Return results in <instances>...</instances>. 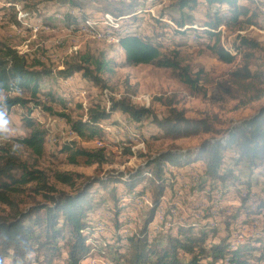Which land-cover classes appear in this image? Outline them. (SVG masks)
Wrapping results in <instances>:
<instances>
[{
	"label": "rangeland",
	"instance_id": "1",
	"mask_svg": "<svg viewBox=\"0 0 264 264\" xmlns=\"http://www.w3.org/2000/svg\"><path fill=\"white\" fill-rule=\"evenodd\" d=\"M177 1L80 0L79 6H72L61 0H0V41L14 46L22 53H27L30 58H39L51 66L55 73L50 77L49 83L42 85V88L52 91L57 98L52 104L54 113L37 109L32 115L36 126L47 130L42 154L19 141L29 136L33 129L24 124L25 109L15 105L9 110L14 127L11 137L0 142V160L3 162L4 156L13 152L26 162L29 168L47 173L49 184L65 191H72L70 185L57 179L56 172H69L76 186L91 177L117 172L130 173L145 165L150 155L174 149L175 146L182 149L197 148L204 140L220 138L233 124L253 115L264 104V95L256 99L258 94L264 92V83L255 78L250 83L249 81L237 83L230 73L244 62V51H238L233 46L237 34L241 33L260 43V48L253 52L251 66L256 74H264L263 17L258 20L263 27L253 25L243 30L225 25L220 27L222 44L234 54L238 52L236 59L232 63H227L220 60L210 49L213 39L198 37L190 29L192 27L202 33L204 22L209 18L208 13L213 12L217 6H209L205 0H198L194 9L185 8V12L191 14L194 20L192 23L187 22L186 28L190 27L188 32L180 34L171 23L173 21L177 24L173 18L181 16ZM257 1L264 12V0ZM66 14L73 16L83 14V18H86L76 26ZM107 15H113L117 20L108 18ZM88 21H91V28L94 30L104 28L97 22H105L106 30L111 36L99 38L82 31L80 24H87ZM112 24L117 26L113 27ZM120 29L130 30L131 34L140 36L159 33L161 36L155 37V40L161 43L162 51L176 56L183 66L189 67L192 76L199 81L197 87L192 88L175 77L171 68L152 64L122 65L117 68L110 80V91L117 95L115 100L126 95L138 106H149L160 117L168 112L165 102L174 100L175 106L184 110L189 118L208 119L213 127L211 132L200 131L175 138L164 134L151 119L140 124L132 121L121 111H115L110 120L101 123L106 131L102 145H99L100 139L85 140L68 130L66 118L61 116V113L72 119L85 118L91 106L96 103L106 106L108 101L104 90L83 78L80 73L64 79L57 71L63 69L65 62L80 59L82 54L95 56L105 51L113 54L118 62L123 60L124 53L117 48V34ZM235 42L238 44V41ZM112 120H115L116 124H111ZM73 142L76 143V147L89 150L104 147L106 160L102 163L89 164V158L85 156L78 157L73 162L71 150H65V147ZM234 156H237L234 150L228 149L225 153V163L234 168L241 176V180L252 181V190L258 197L263 189V175L259 170H252L253 173H250L244 162L234 165ZM194 166L192 169L189 166H187L189 169L185 166L176 168L169 163V168L172 167L173 170L169 171V185L157 213L161 214L165 208L169 210L173 206H179V211L178 208L173 211L175 215L179 212L176 219H171L173 218L171 209L167 215L171 223L176 221L206 223L217 232L214 238L209 237L208 242H217L226 235L230 239L242 224L250 222L254 217L252 215L247 217L245 212H242L237 218H233L234 209L241 203L242 189L244 191L247 188L244 183L225 185L216 181L210 185L201 178L203 170L201 163ZM0 180L9 183L7 177L3 176ZM142 185L140 182L136 191L124 194L121 192L123 185L117 184L121 195L118 201L119 212H116L117 203L106 196L113 184L98 192L96 196L98 205L90 211L93 223L92 240L95 246L82 264H121L116 262L120 253L128 251L129 236L139 232L151 210L152 198L150 197V200L146 194L142 196L137 193ZM22 188L23 193L10 194L13 200L20 202L42 198L41 194L33 189L36 188L35 184L22 185ZM151 188L149 187V193H152ZM217 188L219 193L220 189L222 191L220 197L219 193L216 196ZM105 196L108 200L103 201ZM137 197L149 200L138 206L134 201ZM24 206L22 203L21 207ZM10 210L9 205L0 201L1 216L7 215ZM202 210L203 214L200 216ZM160 217L157 214L154 220ZM92 258L100 262H87ZM53 264H68L65 254L54 259Z\"/></svg>",
	"mask_w": 264,
	"mask_h": 264
},
{
	"label": "trees",
	"instance_id": "2",
	"mask_svg": "<svg viewBox=\"0 0 264 264\" xmlns=\"http://www.w3.org/2000/svg\"><path fill=\"white\" fill-rule=\"evenodd\" d=\"M61 1L72 6L80 5V0ZM205 2L209 6L216 5L217 8L208 13L209 18L204 22V31L201 33L192 27L189 28L198 37L213 39L210 45L212 52L220 60L232 63L238 52L234 54L222 44L220 27L225 25L240 30L253 25L263 27L258 22L262 17L264 19L260 2L257 0H245V2L205 0ZM197 3L198 0L177 1L181 16L173 18L177 24L171 21L177 33L188 32L187 22L192 23L194 17L185 12V8L194 9ZM83 16V14L74 16L66 14L76 26L86 18ZM107 16L117 20L113 15ZM160 36L159 33L140 36L131 34L130 30L120 29L117 34V48L123 51V60L118 62L113 54L102 51L95 56L82 54L80 59L65 62L63 69L57 71L61 77L65 79L80 73L83 78L101 87L108 101L106 106L100 103L91 106L85 118L72 119L67 114L61 113L60 115L66 118L70 132L77 133L85 140L102 141L106 137V131L101 123L110 120L115 111L123 112L132 121L140 124L151 119L164 134L175 138L213 130L208 119L189 118L184 110L175 106L174 100L165 102L168 112L163 117L157 115L147 105L134 104L126 95L115 100L117 95L110 91V80L117 68L122 65L152 64L171 68L175 77L192 88L197 87L199 79L192 76L189 67L183 66L176 56L162 51L161 43L155 40V37ZM235 41H238V44ZM235 41L234 48L244 51V62L231 71L232 79L237 83L246 81L250 83L255 78L264 83V74H256L251 66L253 52L260 48V43L241 33L237 34ZM54 73L51 66L39 58H30L27 53H22L14 46L0 41V92L8 96L9 110L15 105L25 109L24 124L33 129L29 136L19 141L32 147L38 154L43 153L47 130L36 126L32 115L37 109L54 113L52 104L57 98L52 91L42 88V85L49 83ZM263 95L264 92H261L256 99ZM111 124H116L115 120H112ZM75 145L76 143L73 142L65 147V150H71L73 162L78 157L85 156L89 158V164L102 163L106 160L104 147L89 150ZM228 149H233L237 155L233 158L234 165L244 162L250 173H253L252 170H259L264 177V104L250 117L229 127L220 138L206 139L197 148L182 149L175 146L174 149L150 155L145 165L139 166L130 173L117 172L91 177L76 186L69 172H56L57 179L70 185L72 191H65L49 184L47 173L40 169L29 168L15 153H8L4 156L3 162L0 160V179L3 176L9 179V183L0 180V201L9 205L11 209L7 215H0V264H53L54 259L62 257L63 254L68 264H82L95 246L92 240L93 223L90 211L98 205L96 198L98 192L113 184L106 196L117 203L116 212H119L118 201L121 195L117 184L123 185L122 193L129 194L133 190L136 191L140 182L143 185L137 193L152 198V200L150 198L151 210L139 232L129 236L128 251L124 254L120 253L116 263L264 264V180L260 195L257 197L256 192H252L251 196L252 181L241 180V176L234 168L225 163V153ZM169 163L176 168L189 166L190 169L201 163L203 167L201 178L210 185L216 181L225 185L244 183L247 189L244 191L242 189L241 203L234 209L233 218H237L242 212H245L247 217L254 216L250 222L244 224L258 221L255 235L246 237L235 246L232 238L236 232L230 239L226 235L212 243L208 242V239L210 236L214 238L217 232L208 224L197 223L198 221L171 223L167 216L170 209L173 215L171 219H176L179 215V212L177 215L172 212L175 206L169 210L165 208L161 212L162 215L157 213L169 185V171L173 170L172 167L169 168ZM28 184H35L36 188L33 189L41 194V199L31 198L33 199L31 201L17 202L11 198V193H23L22 185ZM149 187H152V193H149ZM215 193L217 196L219 191L215 190ZM221 193L220 189L219 197ZM106 196L103 201L108 200ZM22 203L25 204L23 208ZM157 214L161 217L154 220ZM153 230L157 232L154 233Z\"/></svg>",
	"mask_w": 264,
	"mask_h": 264
},
{
	"label": "bare ground",
	"instance_id": "3",
	"mask_svg": "<svg viewBox=\"0 0 264 264\" xmlns=\"http://www.w3.org/2000/svg\"><path fill=\"white\" fill-rule=\"evenodd\" d=\"M113 27H116L117 24H112ZM80 27H81V30L82 31H85V32H89L91 34H94L95 36L99 37V38H104L106 36H98V33L101 31V30H94L91 28V21H88L87 24H80ZM108 32V31H107ZM109 33V32H108ZM110 35V34H109ZM114 40H117L114 39ZM99 145H102V141H99ZM135 195V194H134ZM137 195V194H136ZM133 196V195H132ZM134 201L137 203L138 206H142L146 203V198H136L134 199ZM132 203V202H131ZM129 204V203H128ZM258 225H259V222L258 221H253L252 223L250 224H242L239 228H238V231L233 235V238H232V241H233V245H237L238 243H240L242 240H244L245 238H242V236L244 235V229L245 227L246 228H256L258 229ZM105 228V227H104ZM256 231H253L252 233L249 234V236H253L255 235ZM247 236V237H249Z\"/></svg>",
	"mask_w": 264,
	"mask_h": 264
},
{
	"label": "clouds",
	"instance_id": "4",
	"mask_svg": "<svg viewBox=\"0 0 264 264\" xmlns=\"http://www.w3.org/2000/svg\"><path fill=\"white\" fill-rule=\"evenodd\" d=\"M13 127L8 96L0 92V142H4L11 137Z\"/></svg>",
	"mask_w": 264,
	"mask_h": 264
},
{
	"label": "built area",
	"instance_id": "5",
	"mask_svg": "<svg viewBox=\"0 0 264 264\" xmlns=\"http://www.w3.org/2000/svg\"><path fill=\"white\" fill-rule=\"evenodd\" d=\"M95 21H96V17H95ZM97 23L103 25V27H104V28H101V31L98 33V36H100V37L106 36V35L107 36H111V35H109V33L106 30L105 22H97ZM114 39H116V38H114ZM74 134H75V136L76 135L78 136V134H76L75 132H74ZM218 189L219 188H217L216 190H218ZM252 192H254V191L253 190L250 191V195L251 196H252ZM215 205H217V204H215ZM213 211H215V208H213ZM202 214H203V210L199 213V215H202ZM128 230H130V229L128 228ZM253 231H257V227L256 228H246L245 227L244 235L242 236V238H245V237L249 236V234L252 233ZM87 262H100V261L99 260H95V258H92V259H88Z\"/></svg>",
	"mask_w": 264,
	"mask_h": 264
},
{
	"label": "crops",
	"instance_id": "6",
	"mask_svg": "<svg viewBox=\"0 0 264 264\" xmlns=\"http://www.w3.org/2000/svg\"><path fill=\"white\" fill-rule=\"evenodd\" d=\"M193 175H194V174H193ZM175 208H176V209H177V208L179 209V206H175V207L173 208V210H174ZM173 210H172V212H173ZM171 216H172V214H171ZM156 227H157V226H156Z\"/></svg>",
	"mask_w": 264,
	"mask_h": 264
}]
</instances>
